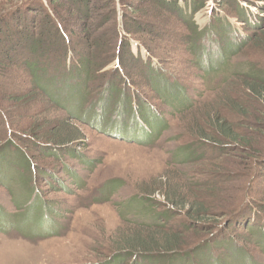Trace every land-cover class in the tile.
<instances>
[{
	"label": "trees",
	"instance_id": "obj_1",
	"mask_svg": "<svg viewBox=\"0 0 264 264\" xmlns=\"http://www.w3.org/2000/svg\"><path fill=\"white\" fill-rule=\"evenodd\" d=\"M93 1L95 2L96 15L105 20V23H109L106 33L100 36L90 30V27L93 26L92 24L90 26L89 18L94 7L93 5L88 6L92 0H11L8 4L0 3V70H5L6 77H10L7 74L9 70H23L26 78L24 84H28L30 89L24 95H14L7 93L5 87H0V117L3 116L4 119L0 120V126H5L8 129L3 131L0 136V187L7 188L4 182L9 177L10 168L22 174L24 172L27 174L30 168L33 169L35 164L33 165L32 155L37 154L39 166L36 173L39 177L35 180L38 183L27 187V189L34 188L36 200H39V203L44 207L43 211L35 210L38 219L41 215L48 216L44 222L50 221L49 215L54 213L55 208L53 201L46 200L45 194L39 190V187L45 185L44 178L47 179L49 175L57 177L60 174H63L61 176L65 178L64 176L67 174L70 178L69 182L57 177L58 180H56L60 186L58 191L70 193L73 189L84 188L83 180L74 168L76 166L65 165L59 161L63 158L73 157L74 159L78 158L81 165L90 166V161L87 162L89 158L86 155L79 157L78 152L75 151L83 145L85 140L79 125L86 124L98 133L113 136L124 135L121 133L124 130L119 131V128L129 129L135 121L142 122L143 129L149 128L150 124L154 132L158 131L155 126L161 130L165 128L166 121L157 113V107L152 106V96L149 94V91L157 92L155 85H161L157 82L158 77L157 79L156 77L143 78V76L135 75L129 79L126 78L127 80L124 77V81H122L118 70H122L123 66L132 65L139 69L147 68L153 72V75L154 72L157 74L160 70H166L168 67L172 69L175 63H185L186 66H191L192 63L187 60H190L192 56L198 57L195 55L197 52L193 49V46L196 45L195 42L198 44L199 39L205 33L210 37L209 28L223 26L224 18L227 20L232 18L240 23L243 32H239L241 35H238L244 40L236 42L237 38H233L237 48L233 52H228L227 56L237 54L240 49L247 43L251 44L252 41V44L255 45L253 47L257 46L264 52V28L260 25L264 3L259 6L253 5L252 1L249 2L248 7L254 6L261 11L255 14L249 11L247 6H242L240 0H151L152 3L150 0H138L132 10L134 9L133 11L137 13L139 19H137L138 21L132 20L131 15L127 14L125 28L126 30L133 29L135 23L140 22L138 27L142 29V32L138 36L143 39L142 42L126 31L119 35L117 18L120 17L122 25L125 23V21L123 22L125 14L122 5L125 0ZM208 1L212 3L207 5ZM205 7L210 9V12L220 13L210 17L207 28L199 29L194 17ZM39 14H42L41 18L44 23L41 28H38L36 20ZM165 16L173 17L176 20L174 25L168 23ZM82 20H87V26L79 35L76 43H71L73 39L67 38L63 26L73 37L78 22ZM149 30L154 33L170 35L171 41L165 50L154 45L153 37L144 35V32H149ZM47 32H55L57 35L51 36L48 46H45L42 38ZM228 32L232 36V32L230 30ZM131 33L137 34L138 32L132 30ZM212 33L214 34L213 31ZM194 38L198 41H193ZM64 40L67 42L66 46L61 45ZM132 43L135 44L136 52L132 50ZM113 44L116 45L115 48L112 47ZM23 45L27 46L24 53L28 52L30 55L37 53L38 59L46 60L45 58H47L49 60H46V64L39 63L37 60L34 63L30 60V56L25 57L22 54ZM81 47L88 51L96 50L99 53L96 57L88 54L81 58L79 54ZM56 50L59 51L54 55L53 52ZM13 54H16L15 59H13ZM224 55L219 57L218 62L226 66L228 58ZM16 58L18 60L25 58L21 62L22 66L14 63ZM212 64L211 72L216 73L220 67L216 64L214 68L217 69L214 70ZM244 66L249 71L242 70L243 72H241L240 69H236L240 78L234 85L236 93L239 92L237 96L241 101L229 104L230 110L227 114L216 110L215 112L208 111L206 120L202 122L203 128H196L197 133L192 131L190 139L204 138L206 146L211 148L236 146L244 150L247 157L253 161L257 159L261 151L242 132L243 123L247 120L248 115L253 116L246 110L245 101L250 100L255 105L257 116L264 121V73L254 70L255 68L250 63H246ZM56 68H59V71L55 70ZM233 74L236 72L234 71ZM10 80L9 85H11ZM229 80L230 78L227 79V81ZM103 90L108 92V95L114 92L115 96L109 95V98H105V95H102ZM5 95H8V98L3 99ZM117 96L119 97L117 98ZM36 99L39 100V104L46 102L53 105L67 117L66 121L59 124V131H53V133L47 129L49 118L45 117L44 124L38 126L34 121L25 133L27 129L24 130L23 127L27 123L16 119V109L14 110V108L19 106L23 109L27 107L34 109ZM115 100H119L120 111L117 106H114ZM181 107L184 108V106ZM135 108L136 114L133 113ZM141 110H143V115L139 120ZM8 111L13 112L12 118L15 119L12 122L9 121L11 126L23 129L22 132H16V136L11 135L13 130L10 129L5 115L6 113L9 115ZM90 112H95L96 117L89 118ZM230 118L234 122H230ZM70 120L78 123L72 121V123H68ZM20 143H24V147L20 146ZM189 151L186 153L189 154ZM247 166L248 168L244 167L246 171L253 173L254 165L248 164ZM217 171L224 172L228 176V172L222 167L216 166L215 169L210 170L212 175ZM163 180L166 179L163 178ZM245 189L251 198L248 200L242 197V202L234 209L237 204V195L229 203L219 202L217 196H211L214 198L213 200L207 198L210 192L205 191L199 195L181 193L180 187L175 189L161 183L154 190L152 189L150 195H159L166 205L170 204L172 209H169L168 206L166 211L159 215L160 220H167V214L174 208V211L182 215L181 228L167 227L163 223L156 224L155 222L153 224L133 220L126 222L123 219L125 226L114 231L107 239L106 244L99 247L102 251L100 255L102 262L97 264H121L124 262L139 264L140 261L144 262L141 264H200L206 261L207 255L205 254L209 245L217 247L220 243H227L229 250L226 253V248L221 252L224 253V257L213 259V262L209 261L208 264L215 262L216 264H226L223 263L226 256L232 262V258L236 257L237 262L241 264H254L256 254H264V197L258 200L253 199L255 195H258L254 181L251 183L249 181ZM106 190L109 192L108 189ZM258 192L260 191L258 190ZM101 196L100 198L99 196L95 197L93 202L108 201L109 196H105L104 193ZM146 198L149 199V202L152 201L151 197ZM216 210H221L223 216H227L226 221L229 220L227 226L222 227L217 217H214L213 213ZM2 225L0 224V228ZM232 226L244 230L247 235L239 237L234 231L229 232V228ZM192 229L195 231L194 237L197 234L199 238L203 237L205 245H192L195 241L192 242L186 234L187 230ZM240 241L243 242L241 246L239 245ZM249 244L253 245L255 249H249ZM234 253L235 255H233Z\"/></svg>",
	"mask_w": 264,
	"mask_h": 264
},
{
	"label": "rangeland",
	"instance_id": "obj_2",
	"mask_svg": "<svg viewBox=\"0 0 264 264\" xmlns=\"http://www.w3.org/2000/svg\"><path fill=\"white\" fill-rule=\"evenodd\" d=\"M10 1L0 0V3L8 4ZM137 1H124L122 5L125 14L123 22L125 21V23L122 25L118 16L117 27L119 35L126 31L132 37L143 42V39L138 36L142 32V29L138 27L140 22L135 23L133 29L126 30L125 28L127 14L131 15L132 20L139 19L137 13L133 11L134 9L132 10ZM240 1L242 6L247 7L250 1L253 5L259 6L264 3V0ZM94 3L92 0L88 7L91 5L94 7ZM211 3V1H208L207 5ZM248 9L255 14L261 12L254 6H249ZM209 12L210 9L205 7L195 15L194 20L199 29L207 28L210 17L213 14L219 15L220 13ZM96 13L94 7L89 18L90 26L91 24L93 26L90 27V30L100 36L106 33L109 23H105V20L97 16ZM261 15L260 25L264 28V12H261ZM41 17L42 14H39L36 19L38 28L44 25ZM165 17L170 24L174 25L176 22L171 16ZM251 18L253 20V17ZM86 26L87 20L78 22L73 37L68 30H65L64 26L63 29L67 38L73 39L71 43H76ZM132 30L138 33H131ZM229 30L232 32V36L228 32ZM209 31L211 33L210 37L205 33L199 39L198 44L195 42L196 45L193 46V49L197 52L195 55H198V57L192 56L190 60H187L192 63L191 66H186L185 63H175L172 69L168 67L166 70H160L157 74L154 72V75L147 68L139 69L132 65L123 66L122 70H118L122 81L135 75L143 76V78L156 77L157 79L158 77L157 82L161 85H155L157 92L149 91V94L152 96V106L157 107V113L166 121L165 128L161 130V128L155 126L158 131L154 132L150 124L149 128L143 129L141 127L142 122L135 121L129 129L119 128V131L124 130L121 132L124 135L113 136L98 133L86 124L79 125L85 140L83 145L75 151L78 152L79 157L86 155L89 158L87 162L90 161V166L81 165L79 159L73 157L63 158L59 161L65 165L76 166L74 168L81 176L84 188L80 190L73 189L70 193L58 191L60 186L57 177L69 182L70 178L67 174L64 176L67 180L61 176L63 174L57 177L56 175H49L47 179L44 178L45 182L43 183L45 185L39 187V190L42 194H45L46 200L53 201L55 204L54 213L49 215L50 221L44 222L48 218L44 215H41L38 219L35 210L43 211L44 207L39 203V200H36L34 188L27 189V187L38 183L35 180L39 177L36 173L39 166L37 154L32 155L33 165L35 164V166L33 169L30 168L27 174L25 172L23 174L18 173L10 168L9 177L4 182L7 188L0 187V224H3L0 228V264L100 263L102 262V258H100L102 251L99 247L106 244L107 239L114 231L125 226L123 219L126 222L127 220H133L150 224L154 222L156 224L163 223L167 227L180 229L182 215L174 211V208L173 211L167 214V220H160L159 215L166 211L168 206L169 209H172L170 204L166 205L159 195H150L152 189L154 190L161 183L175 189L180 187L181 191H179L181 193L199 195L205 193V191L210 192L207 198L213 200L214 198L211 196H217L219 202L229 203L237 195V204L234 209L242 202V197L248 200L251 198L245 189L249 181L250 183L254 181L257 188L258 195H255L253 199L258 200L264 197V174H261V172H264V121L257 116L256 107L250 100L245 101V108L253 116L248 115L247 120L243 123L242 132L251 139L256 148H260L261 153L256 160L251 161L245 151L236 146L211 148L206 146L204 138L190 139L192 131L196 132L198 127L203 128L202 122L206 120L208 111L215 112L216 110L227 114L230 110L229 104L241 101L237 96L239 92L236 93L237 90L234 86L240 78L236 69H240L241 72L249 71L244 65L250 63L255 68L254 70L264 73L263 49L257 46L253 47L255 46L252 44L253 41L251 44L246 42L247 45L240 49L237 54L227 56L228 52L236 50V42L244 41L239 36L243 32L240 23L236 22L235 19L230 18L227 20L224 18L223 26H212ZM47 33H44L45 37L42 38L45 46H48L51 36L57 35L55 32ZM144 35L153 37L155 39L154 45L159 46L161 50H165L169 41H171L168 33H154L149 30V32L145 31ZM233 38H237L236 42ZM193 41L198 40L194 38ZM62 42L61 45H67L65 40ZM58 45L60 44L58 43ZM115 46L112 45L114 48ZM26 48L27 46L23 45L22 54L25 57L30 56V60L34 63L37 60L39 63L46 64V60H49L47 58H45L46 60L38 59L37 53L34 55H30L28 52L24 53ZM132 50L136 52L134 43H132ZM58 51H54L53 54L56 55ZM98 53L96 50L88 51L82 47L79 51L81 58L86 57L88 54L96 57ZM142 54L144 56L143 51ZM222 54H225L224 56L228 58L226 66L218 62ZM15 57L16 54H13V59ZM22 60L16 58L14 63L22 66ZM211 64L214 70L217 69L214 68L216 64L219 65L220 69H217L216 73L211 72ZM55 70L59 71V68ZM234 71L236 74H233ZM5 73V70H0V87H5L7 93L24 95L27 90H30L28 84H24L26 78L23 70H9L7 74L10 77H6ZM229 78L230 80L227 81ZM9 79H11V85H9ZM103 91L102 95H105V98H109V95L111 97L115 96L114 92L108 95V92ZM6 97L8 98V95H5L3 99H6ZM116 100L114 106H117L120 111L119 100ZM34 104V109L27 107L26 110L19 106L14 108V110L16 109V119L27 123L23 127L24 130L27 129L25 133L34 121L38 126L44 124L45 117L49 118L47 129H50L51 132L59 131V124L66 121L67 117L56 107L46 102L39 104V100L36 99ZM181 106H184V108ZM142 112L143 110L140 111L139 120L143 115ZM8 113L9 115L7 113L5 115L10 129L13 130L11 135L16 136V132H22L23 129L11 126L9 121H13L14 117L12 118V116L14 115L11 111H8ZM133 113L136 114V108L133 109ZM89 116V118L92 116L95 118V112H90ZM1 119H3V116L0 117ZM229 120L230 122L233 121L231 118ZM71 121L77 122L70 120L68 123H72ZM5 130L8 129L5 126H0V136ZM24 145V143H20V146L24 147ZM188 151L189 154L186 153ZM249 161L250 163H247ZM248 164L254 165L255 170H253V173L246 171ZM216 166L222 167L223 170L228 172V176L224 172H220L222 170L212 175L210 170L215 169ZM32 174L33 177H31ZM163 178L166 180L164 181ZM102 193L109 196L108 201L93 202L95 197H102ZM146 197H151L152 201L149 202ZM213 214L222 227L229 224V220L226 221L227 216H223L221 210H216ZM238 230L237 226L229 228V232L234 231L239 237L247 235L244 230ZM186 234L192 242L195 241L191 242L192 245H205L203 237L199 238L198 234L194 237L195 231L193 229L187 230ZM239 243L240 246L243 244L242 241ZM244 243L246 242L244 241ZM228 248L227 243H220L217 247L209 245L205 254L207 255L206 261L200 264H208L209 261L213 262V259H221L224 257V253L221 252L226 249L227 253ZM248 248L255 249L251 244ZM217 252L221 254L219 255ZM227 258L229 257L226 256L223 259V263L241 264L237 262L236 257L232 258L234 263L230 258L227 261ZM255 260L254 264H264V254L257 253ZM141 263L144 262L140 261L139 264ZM213 264H216V262Z\"/></svg>",
	"mask_w": 264,
	"mask_h": 264
}]
</instances>
